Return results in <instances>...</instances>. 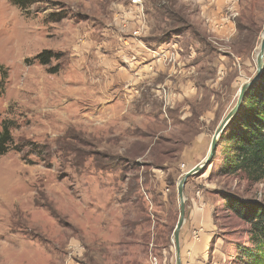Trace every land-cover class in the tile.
Wrapping results in <instances>:
<instances>
[{"label":"rangeland","instance_id":"rangeland-1","mask_svg":"<svg viewBox=\"0 0 264 264\" xmlns=\"http://www.w3.org/2000/svg\"><path fill=\"white\" fill-rule=\"evenodd\" d=\"M142 2L0 0L17 150L0 157V264H175L177 185L255 74L264 0ZM217 154L184 186L179 245L205 243L182 264H236L248 226L223 197L264 205V180L217 175Z\"/></svg>","mask_w":264,"mask_h":264},{"label":"trees","instance_id":"trees-1","mask_svg":"<svg viewBox=\"0 0 264 264\" xmlns=\"http://www.w3.org/2000/svg\"><path fill=\"white\" fill-rule=\"evenodd\" d=\"M8 1L21 10L41 2ZM51 58L50 52L43 51L34 60L46 65ZM0 74L3 77L5 75L1 70ZM3 92V84L0 81V96ZM9 130L7 122L0 123V157L9 150H16L12 148ZM216 147L217 157L221 162L217 175L230 176L240 173L251 183L264 180V58L259 79L247 88L238 112L226 125ZM222 206L248 226L246 243L235 248L236 264H264V205L224 196Z\"/></svg>","mask_w":264,"mask_h":264},{"label":"water","instance_id":"water-1","mask_svg":"<svg viewBox=\"0 0 264 264\" xmlns=\"http://www.w3.org/2000/svg\"><path fill=\"white\" fill-rule=\"evenodd\" d=\"M263 58H264V35L261 37L260 44H259V52L256 56V71L254 76L249 79L245 84H243L237 93V98L234 106L229 110V112L225 115V117L221 120L219 125L217 126L211 141L210 145L207 151V155L203 159V162L200 164H197L190 168L180 179L178 185H177V196L179 201V215L178 220L176 223V226L173 230V246L175 250V264H181L180 260V245H179V232L180 229L184 223V217H185V206H184V186L187 181V179L194 174H196L198 171H200L202 168H204L207 164L210 163L211 159L213 158V155L216 150V146L219 140L220 135L222 134L223 130L225 129L226 125L229 123V121L235 116V114L238 112L242 98L244 96V93L246 92L247 88L251 86L254 82H256L263 69Z\"/></svg>","mask_w":264,"mask_h":264},{"label":"crops","instance_id":"crops-1","mask_svg":"<svg viewBox=\"0 0 264 264\" xmlns=\"http://www.w3.org/2000/svg\"><path fill=\"white\" fill-rule=\"evenodd\" d=\"M137 16L138 15L136 14V17ZM137 20H138V18H137ZM149 55L151 57H153L152 54H149ZM194 216H193V223H194V225L198 226V223L200 221H198V217H196V219H195ZM187 235L189 236V234H187ZM187 235L184 237V239L188 238ZM204 243H205V240H204L203 237L201 238V240L197 244H192V243L191 244L190 243L188 244V243H184L183 239L180 240V260H181V264H182V261L184 259L185 253H186V255H191V256L192 255H196L197 252H200V249L203 247ZM188 246L191 247V252L190 253L188 251ZM189 250H190V248H189Z\"/></svg>","mask_w":264,"mask_h":264},{"label":"built area","instance_id":"built-area-1","mask_svg":"<svg viewBox=\"0 0 264 264\" xmlns=\"http://www.w3.org/2000/svg\"><path fill=\"white\" fill-rule=\"evenodd\" d=\"M131 4L135 7V8H141L140 6H142L143 2L142 0H131ZM134 36H136L138 34L137 31H134L132 33ZM195 238L198 240V236L195 235Z\"/></svg>","mask_w":264,"mask_h":264},{"label":"bare ground","instance_id":"bare-ground-1","mask_svg":"<svg viewBox=\"0 0 264 264\" xmlns=\"http://www.w3.org/2000/svg\"><path fill=\"white\" fill-rule=\"evenodd\" d=\"M263 35H264V32L262 33V36H261V37H263ZM246 81H247L246 79H242V80H240V83H241V84H240V87H241L243 84H245ZM240 87H239V88H240ZM202 162H203V160L200 162V164H201Z\"/></svg>","mask_w":264,"mask_h":264}]
</instances>
